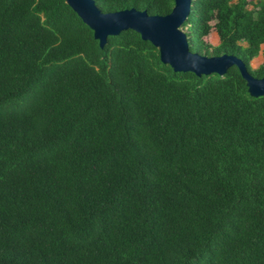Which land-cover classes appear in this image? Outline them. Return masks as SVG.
Masks as SVG:
<instances>
[{"label": "trees", "instance_id": "1", "mask_svg": "<svg viewBox=\"0 0 264 264\" xmlns=\"http://www.w3.org/2000/svg\"><path fill=\"white\" fill-rule=\"evenodd\" d=\"M181 29L264 76V0H191ZM0 264H264V97L132 30L100 47L64 0H0Z\"/></svg>", "mask_w": 264, "mask_h": 264}, {"label": "water", "instance_id": "2", "mask_svg": "<svg viewBox=\"0 0 264 264\" xmlns=\"http://www.w3.org/2000/svg\"><path fill=\"white\" fill-rule=\"evenodd\" d=\"M64 2L92 30L100 47L109 36L132 30L143 41L150 42L158 49L161 63L169 65L174 72L223 76L230 67L235 66L246 83L249 95L264 97V76H251L238 58L231 55L208 57L189 50L187 37L181 28L189 15L191 0H174L173 8L167 15H148L146 11L133 8L103 13L93 0Z\"/></svg>", "mask_w": 264, "mask_h": 264}, {"label": "rangeland", "instance_id": "3", "mask_svg": "<svg viewBox=\"0 0 264 264\" xmlns=\"http://www.w3.org/2000/svg\"><path fill=\"white\" fill-rule=\"evenodd\" d=\"M211 36H215V32L214 31L210 32V34L206 37V41L209 44L214 46L216 44L211 40ZM261 52L264 53V45L261 47ZM262 53H260L258 58L252 60L251 65H252L253 69L257 68L259 65H261L264 62V58L262 57Z\"/></svg>", "mask_w": 264, "mask_h": 264}, {"label": "crops", "instance_id": "4", "mask_svg": "<svg viewBox=\"0 0 264 264\" xmlns=\"http://www.w3.org/2000/svg\"><path fill=\"white\" fill-rule=\"evenodd\" d=\"M213 37V38H212ZM211 40L217 45L218 44V38H217V36H216V34H215V36H211ZM215 46V45H214ZM262 47V46H261ZM260 55V54H259ZM259 55L257 56V57H255L254 59H256V58H258L259 57ZM253 59V60H254ZM252 62V61H251ZM251 67H252V65H251Z\"/></svg>", "mask_w": 264, "mask_h": 264}]
</instances>
